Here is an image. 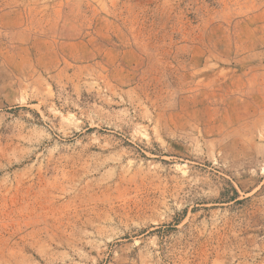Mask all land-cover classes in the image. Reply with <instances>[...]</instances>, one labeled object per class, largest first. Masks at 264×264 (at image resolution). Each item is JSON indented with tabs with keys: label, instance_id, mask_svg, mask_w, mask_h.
<instances>
[{
	"label": "rangeland",
	"instance_id": "obj_1",
	"mask_svg": "<svg viewBox=\"0 0 264 264\" xmlns=\"http://www.w3.org/2000/svg\"><path fill=\"white\" fill-rule=\"evenodd\" d=\"M0 264H264V0H0Z\"/></svg>",
	"mask_w": 264,
	"mask_h": 264
}]
</instances>
